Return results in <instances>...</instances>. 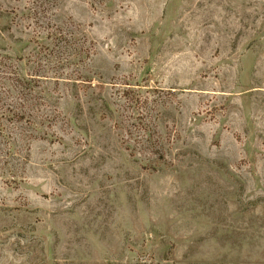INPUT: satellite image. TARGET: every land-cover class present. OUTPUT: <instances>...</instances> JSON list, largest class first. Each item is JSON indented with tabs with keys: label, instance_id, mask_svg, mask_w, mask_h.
I'll return each instance as SVG.
<instances>
[{
	"label": "rangeland",
	"instance_id": "obj_1",
	"mask_svg": "<svg viewBox=\"0 0 264 264\" xmlns=\"http://www.w3.org/2000/svg\"><path fill=\"white\" fill-rule=\"evenodd\" d=\"M0 264H264V0H0Z\"/></svg>",
	"mask_w": 264,
	"mask_h": 264
}]
</instances>
